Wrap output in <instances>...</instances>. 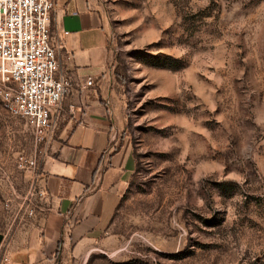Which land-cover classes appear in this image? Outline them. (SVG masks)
<instances>
[{
	"label": "rangeland",
	"instance_id": "374dc122",
	"mask_svg": "<svg viewBox=\"0 0 264 264\" xmlns=\"http://www.w3.org/2000/svg\"><path fill=\"white\" fill-rule=\"evenodd\" d=\"M95 5L104 100L134 168L103 230L54 261L264 264V0ZM40 146L0 99V264L42 213V158L35 173L17 165Z\"/></svg>",
	"mask_w": 264,
	"mask_h": 264
},
{
	"label": "crops",
	"instance_id": "0c3cea01",
	"mask_svg": "<svg viewBox=\"0 0 264 264\" xmlns=\"http://www.w3.org/2000/svg\"><path fill=\"white\" fill-rule=\"evenodd\" d=\"M60 70L72 87L39 164L44 210L33 220L9 264H58L71 246L106 225L134 168L129 140L106 106L109 77L106 31L95 0H54L49 16ZM92 80L85 85L87 78ZM70 107L72 113H67Z\"/></svg>",
	"mask_w": 264,
	"mask_h": 264
},
{
	"label": "built area",
	"instance_id": "2783aa9c",
	"mask_svg": "<svg viewBox=\"0 0 264 264\" xmlns=\"http://www.w3.org/2000/svg\"><path fill=\"white\" fill-rule=\"evenodd\" d=\"M53 8L54 0H0V99L5 112L25 119L34 142L41 145L37 157L17 160L18 167L34 173L66 118L63 101L72 87L69 76L60 70L56 54L60 45L51 41ZM84 83L90 86L92 80L88 77ZM72 111L67 107V113ZM36 177L40 180L39 171ZM34 195L36 208L43 211L46 193L40 182Z\"/></svg>",
	"mask_w": 264,
	"mask_h": 264
}]
</instances>
